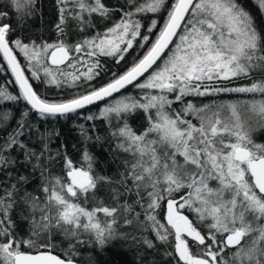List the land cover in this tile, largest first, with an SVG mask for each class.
I'll use <instances>...</instances> for the list:
<instances>
[{
	"label": "snow or ice",
	"instance_id": "1",
	"mask_svg": "<svg viewBox=\"0 0 264 264\" xmlns=\"http://www.w3.org/2000/svg\"><path fill=\"white\" fill-rule=\"evenodd\" d=\"M255 2L264 11V0ZM36 6L37 0H0V57L6 62L0 72L10 70L19 88L13 93L0 86V264H77V245L113 250L108 264H122L117 257L126 248L116 242L129 239L156 249L146 236L118 232L121 219L154 234L165 246V264H264V144L252 138L264 130V27L251 12L239 0H128L119 7L57 0V39L26 42L17 33ZM115 12L119 20L105 31L68 42L69 20L84 32L94 27V15L111 19ZM147 13L163 23L154 31L158 20L152 19L142 34L137 17ZM145 45L125 72L67 100L49 101L34 87L90 82L100 74L101 56L119 63L134 46ZM66 62L73 71L60 67ZM129 85L140 90L138 97L121 91ZM230 93L251 98L199 105L187 100ZM99 101L105 102L99 117L86 120L107 121V136L93 137L83 124L80 135L85 144L108 139L113 152L123 154L117 172H96V158L85 146L79 166L57 151L63 175L52 173L56 156L49 144L59 133L41 132L29 113L63 117ZM6 102H25L11 130ZM177 102L179 111L172 107ZM138 112L146 122L139 131L129 123ZM33 178L39 183L29 191ZM20 224H26L23 234Z\"/></svg>",
	"mask_w": 264,
	"mask_h": 264
},
{
	"label": "trees",
	"instance_id": "2",
	"mask_svg": "<svg viewBox=\"0 0 264 264\" xmlns=\"http://www.w3.org/2000/svg\"><path fill=\"white\" fill-rule=\"evenodd\" d=\"M103 2L109 7H119L120 5H126L128 0H103ZM239 2L254 16L256 24L259 27H264V11H258L255 0H239ZM37 11L33 17H31L25 24L22 31H19L17 34L22 36L25 41L33 39L38 43L41 40L48 41L49 43L55 41L57 39V32L55 29V25L58 22V8H57V0H37ZM120 13L115 12L112 14L111 19L101 18L98 16H93L92 24L94 27L86 28L84 32H80L77 29L76 23L73 20H69L67 29H68V42L74 43L79 39H82L85 36L94 35L96 32H103L108 27H110L113 22L119 20ZM140 19L144 28L141 29L142 34L145 33V29L150 25L152 19H157V30L162 26L163 18L159 15L147 13L143 15V17H137ZM155 36L153 35V39ZM147 45H145L144 49H137L135 46L132 50H130L126 55L124 60L116 63L115 60L111 57L101 56L99 58L100 64L102 67L98 69L100 74L90 82H84L83 80L77 81L76 87H69L67 84L63 85L60 88L56 86H46L39 82H34V87L38 93H42L44 98L49 101H62L71 98L73 95L83 93L86 89H89L90 86L99 87L101 85L106 84L112 78L113 73L119 75L125 72L132 64L134 58L137 56H142L147 49ZM73 55H82L73 53ZM22 64H26L27 62L23 60V57H20ZM85 65L89 62L88 57H84ZM0 63H5L0 57ZM6 64V63H5ZM65 71L71 72L72 68L67 66V62L65 65L60 66ZM77 69L79 72H83L84 66L77 64ZM26 75H30V70L26 72ZM43 76V73H41ZM248 81H240L238 83H247ZM0 86H7L10 91L13 93H18L19 88L16 84H14V79L9 70L0 72ZM125 95L131 96H139L140 90L136 88H131L130 90L124 92ZM119 96V95H118ZM251 97L241 96L242 101L246 99H250ZM257 99L260 97L257 96ZM190 100V97L187 98ZM7 107L4 110H10L13 114L14 119L9 121V130L16 127V121L20 118V113L24 110L25 102H21L19 104H13L12 102H6ZM105 106V102L99 106L80 110L77 113H71L67 116L63 117H49L47 119L39 117L35 112H30L28 119L33 123L35 128H38L41 132H53L57 131L59 135H53L51 137V141L49 144V148L51 150V154L56 156L57 151H60L61 155L66 151L67 155L73 160L77 166L80 164L81 153L83 152L85 146L88 151L93 154L96 158L95 163V171L101 175L112 176L117 172V166L120 165V159L123 154L114 153L112 147L110 146V141L108 139L102 140L100 142L88 141L86 144L83 141L80 135L79 125L83 124L85 128L88 130L89 135L95 137L99 135L101 137H106L109 131L107 121L97 118L92 121L86 120V117L91 114L97 115L99 117L100 110ZM174 109L179 111L182 108V105L179 102L173 104ZM189 119V118H188ZM129 123L133 128L142 130L143 127L146 126V122L143 118V113L138 112L135 116L129 118ZM4 136V132L0 131V139ZM35 129L32 132L33 146L38 147L35 144ZM253 140L256 143L264 144V130H258L256 134L254 133L252 136ZM63 161L60 156H56V159L53 161L51 166V172L58 175H63L62 171ZM122 170V167H121ZM20 171L27 173V169L21 167ZM38 177V173L34 174ZM5 179L4 176L0 175V180ZM39 183L37 178H33L31 183L27 185L29 191H31L36 185ZM214 183V182H213ZM39 194V193H38ZM97 195L99 197H105L104 188L98 185ZM133 198H129L128 202L131 203ZM107 202V201H106ZM136 211H140L137 207ZM15 218V217H14ZM131 218V216H129ZM143 219V216H141ZM118 232L121 233H132L137 237L146 236L148 239L153 240V242L157 245L156 249H148L142 243H137V241H133L131 239L124 241H117L116 244L124 245L126 251L117 259H119L122 264H137L139 260V264H165V258L163 256V252L165 250V246L161 245L158 241L155 240L154 234L151 232H142L136 229L135 224L126 225L121 219L117 225H115ZM26 228V224H20L19 229L21 234H23V230ZM56 240L59 242L61 238L58 236ZM67 242H64L62 246H66ZM77 249L79 252L78 257H75L77 264H108L113 258V250H106L103 253H100L96 250L95 246H80L77 245ZM116 250H121L117 248ZM138 253H142L143 255L138 257Z\"/></svg>",
	"mask_w": 264,
	"mask_h": 264
},
{
	"label": "flooded vegetation",
	"instance_id": "3",
	"mask_svg": "<svg viewBox=\"0 0 264 264\" xmlns=\"http://www.w3.org/2000/svg\"><path fill=\"white\" fill-rule=\"evenodd\" d=\"M241 96H246V94H237V93H230V94H221L219 96H210V97H190V100L193 103H196L197 105L203 103H229V102H236V101H242ZM192 120L194 124L197 123V120L193 118L192 116L188 117Z\"/></svg>",
	"mask_w": 264,
	"mask_h": 264
},
{
	"label": "water",
	"instance_id": "4",
	"mask_svg": "<svg viewBox=\"0 0 264 264\" xmlns=\"http://www.w3.org/2000/svg\"><path fill=\"white\" fill-rule=\"evenodd\" d=\"M5 63H6V62H5ZM157 63H160V62L158 61ZM9 71H10V70H9ZM10 73H11V71H10ZM146 75H147V74H146ZM13 79H15L14 76H13ZM141 80H143V77L141 78ZM17 87H18V85H17ZM131 88H132V86L129 85L126 89H123V90H121V91L124 93V92L130 90ZM115 95L118 96V95H120V94L118 93V94H115ZM103 103H104V101H99V102H97V103L94 104V105L87 106V107H85L84 109H79V110H77V111L85 110V109H89V108H93V107L99 106V105H101V104H103ZM70 114H71V113H70Z\"/></svg>",
	"mask_w": 264,
	"mask_h": 264
},
{
	"label": "rangeland",
	"instance_id": "5",
	"mask_svg": "<svg viewBox=\"0 0 264 264\" xmlns=\"http://www.w3.org/2000/svg\"><path fill=\"white\" fill-rule=\"evenodd\" d=\"M257 131H258V130H257ZM257 131H256V132H257ZM256 132H254V133L256 134ZM254 133H253V134H254Z\"/></svg>",
	"mask_w": 264,
	"mask_h": 264
}]
</instances>
